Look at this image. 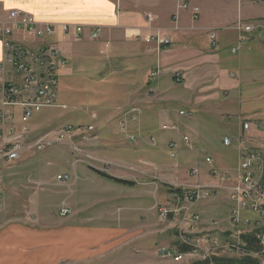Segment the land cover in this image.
I'll return each mask as SVG.
<instances>
[{"label":"crops","instance_id":"crops-1","mask_svg":"<svg viewBox=\"0 0 264 264\" xmlns=\"http://www.w3.org/2000/svg\"><path fill=\"white\" fill-rule=\"evenodd\" d=\"M188 3L186 9H180L174 0H0V17L10 9H22L35 17L39 27L52 25L53 33L45 39L22 31H16L12 38L29 46L46 42L59 47L68 62L58 79L65 80L70 89L81 94L80 99L87 98L90 103L84 112L92 121L76 125L94 126L92 137L83 144L85 151L115 164L106 169L93 168L135 182L134 186L117 184L125 191L110 187L111 181L87 167L67 166L72 183L67 184L63 200L70 213H58V218L39 214L31 227L19 225L8 233L0 231V264H150V260L157 258L159 248L178 246L176 236V241L171 236L172 219H158L156 205L165 197L159 183L166 182V178H183V173L167 167L164 152L181 132L188 135L190 126L184 123L181 132L167 140L144 133L158 118L173 122L170 119H191L192 113L193 119L230 117L228 77L234 74L222 67L228 54L237 49L230 44L231 38L240 43L241 33L247 34L254 28L264 30V17L248 12L252 4L263 1ZM243 19V26H250V31L235 28ZM63 26H80V38H73L74 30L65 35ZM97 26L101 27V35L93 39L91 33ZM210 29L217 30L215 48L209 46ZM156 30L169 38L168 45L145 41ZM155 69L160 71L159 75L149 79V73ZM175 73L180 74V80L174 78ZM149 88L153 91L149 92ZM176 103L191 114L178 117ZM131 106L138 108L137 119L128 120L121 130L120 118ZM235 118L237 121L228 125L234 128L232 133L223 137L231 139V147L237 153L234 144L241 135L238 118L251 123L261 121L246 119L240 112ZM34 127L38 130L37 125ZM260 134L253 129L250 137L264 142ZM129 136H134V140ZM150 137H154L153 142ZM208 171L200 173L203 182L209 180ZM188 178L187 175V180H191ZM113 191L116 193L112 194ZM120 201L126 205V211L118 214L116 205ZM192 208L202 217L210 214L205 203ZM174 260L181 264L179 259Z\"/></svg>","mask_w":264,"mask_h":264},{"label":"built area","instance_id":"built-area-1","mask_svg":"<svg viewBox=\"0 0 264 264\" xmlns=\"http://www.w3.org/2000/svg\"><path fill=\"white\" fill-rule=\"evenodd\" d=\"M178 8L186 9L188 0H174ZM151 20V15L147 14ZM238 31H250V26L238 23L235 27ZM52 25L39 27L35 17L22 9H10L0 17V45L2 58L0 59V199L2 196L4 165L22 159L30 152H40L57 144H66L78 154L83 153L80 146L90 140L94 126L63 125L53 131L43 133L36 139L32 138L36 128L31 121L37 113L43 109L55 106L57 78L60 70L68 60L55 43H42L29 46L19 43L12 38L16 31L32 34L36 39H45L53 33ZM73 32V38L79 39L82 28L63 26L65 35ZM101 27L93 29L91 37L99 38ZM209 46H217V30L210 29L208 34ZM239 42L245 40L240 34ZM146 42L156 41L158 45H168L170 40L160 35L156 30L154 34L145 38ZM234 51V50H233ZM158 69L152 70L148 77L153 79L159 75ZM174 78L180 80L179 73ZM153 90L149 88V92ZM138 108L128 107L122 114L119 128L125 129L128 120L137 119ZM185 109L178 111L179 116L190 115ZM259 130L263 129L262 122H254ZM241 135L235 140V148L238 153V172L231 176L226 172L210 170V180L206 182L195 181L192 183H178L173 188L180 189L171 194V199L156 205L158 219L175 221V236L178 246L191 247V252L181 253L178 247H161L158 250L162 258H184L195 255L196 260L202 264H217L216 259L223 256L256 257L259 264H264V142H257L250 137L251 121L238 118ZM163 131L179 132L178 125L174 122L162 123ZM134 140V136H129ZM184 145H189L190 140L186 134L180 135ZM154 141V137H150ZM225 146H231L229 137L222 140ZM167 148L171 158H175L179 145L170 141ZM87 158L95 159L88 153ZM79 160V159H78ZM206 163L212 164V159L205 158ZM103 164H108L100 160ZM95 168V167H94ZM98 169V168H97ZM189 176H197L199 170L191 168ZM57 179L65 184L70 180L68 173L57 175ZM226 192L231 202L228 216L230 224L229 233L220 229L217 220L209 221V229L205 233H199L196 225L201 222L199 212L193 210L197 203L210 200L216 194ZM70 213L67 206L59 210L61 216ZM218 230V231H217ZM250 235L256 250L249 249L243 242L242 236Z\"/></svg>","mask_w":264,"mask_h":264},{"label":"rangeland","instance_id":"rangeland-1","mask_svg":"<svg viewBox=\"0 0 264 264\" xmlns=\"http://www.w3.org/2000/svg\"><path fill=\"white\" fill-rule=\"evenodd\" d=\"M263 4H252L253 7L249 8L248 12L264 17ZM240 22L241 25L245 24L244 19ZM241 34L245 37L243 42L238 43L234 37L231 38L230 44L237 49L235 53L228 54L229 59L225 61L222 67L223 70L234 74V76L228 77L231 87L227 99L231 102L228 106L231 116L221 119H193L192 113L191 119H170L178 124L180 132L184 123L190 126L188 135L186 134L189 137L190 144L184 145L180 140V136H177L174 140L179 143L180 148L175 158H171L168 149H165L164 157L167 167L183 173V178L176 177L173 180L166 178V182L159 183V190L165 192V197L160 202L171 199L170 187H174L175 184L192 183L198 180L203 182L204 180L200 179V173L207 169L214 168L231 176L237 174V153L231 146H224L222 139L225 134L232 133L234 128H229L228 125L237 121L235 116L239 112L243 113L247 117L246 119H258L262 122V130L251 123L250 132L252 133L253 129L259 130L260 135L263 136L262 139H264V30L254 28L247 34ZM79 95L81 94L69 88L65 80L57 78L55 104L58 108L43 109L34 115L31 124L33 126L37 125L38 130H33L32 138L36 139L41 134L58 129L63 125L76 126L90 123L92 120L86 117L84 112V108L89 107V100L87 98L80 99ZM174 106L177 116L180 108L185 109V107H180L183 106L180 103H176ZM163 122H165L164 119H155L154 125L146 130L144 134L154 135L157 139L162 138L163 140L171 138L176 133L161 130L159 126ZM117 130L120 131L119 128ZM93 133L94 131L91 135ZM120 134L125 135L122 131ZM181 134L184 133L181 132ZM80 148L83 153L78 154L69 145L57 144L40 152H30L22 159L4 165V182L0 199V231H7L8 233L10 229L19 225L31 227V224L38 221L36 218L39 217V214H44L45 217L53 214L51 217L58 218L60 208L63 205L66 206L63 200L66 195V186L69 182L70 186L72 180L70 179L65 184L57 179V175L68 173L67 166L71 169L74 166H80L82 169L90 166H100L102 169H106L108 165H115L112 162L103 164L96 154L86 152L85 146L81 145ZM84 153L90 154L95 159L87 158ZM206 157L212 159L211 165L206 163ZM191 168H197L199 174L189 176L188 172ZM76 170L79 171V168H76ZM171 172L168 173L171 174ZM208 173L210 177V170ZM187 175L188 179L191 180H187ZM108 183L110 187L126 189L113 182ZM111 193L115 194L116 192ZM147 203L144 202V204ZM201 203H205L209 207L210 214L203 217L200 214L201 222L196 225L197 231L200 234L205 233L209 229V221L217 220L220 229L229 232V224L226 219L229 216L231 202L227 198L226 192H220L210 200ZM135 210V213H137L138 210ZM116 211L118 214L126 211V205L123 201L118 202ZM46 219L49 220L50 218ZM42 221L46 222L45 220ZM173 223L175 225V221ZM172 229L171 236L174 238V226ZM174 241H176L175 238ZM172 245L174 247L176 244ZM9 250H11V247H9ZM156 256V259L149 261L150 264H175L174 259H179L177 261L181 264H189L196 260L195 255H188V257L182 259L177 257L166 259L159 257L157 252Z\"/></svg>","mask_w":264,"mask_h":264},{"label":"trees","instance_id":"trees-1","mask_svg":"<svg viewBox=\"0 0 264 264\" xmlns=\"http://www.w3.org/2000/svg\"><path fill=\"white\" fill-rule=\"evenodd\" d=\"M252 1H263L264 0H252ZM91 171H93L95 174H97L98 176L114 182L116 184H120V185H124V186H134L135 182L132 180H126V179H122V178H117L114 177L112 175H109L103 171H100L98 169H95L93 167H88ZM180 189L178 188H173L170 187V193L173 194L177 191H179ZM229 233V232H227ZM243 242L245 243V245L249 248V249H255L256 250V245L254 244V241L252 240V237L250 235H244L242 236ZM178 247V251L181 253H187V252H191V247H187V246H177ZM216 263L217 264H259L258 259L256 257H250V256H244V257H227V256H223L221 258L216 259ZM189 264H202L201 261L199 260H195Z\"/></svg>","mask_w":264,"mask_h":264}]
</instances>
